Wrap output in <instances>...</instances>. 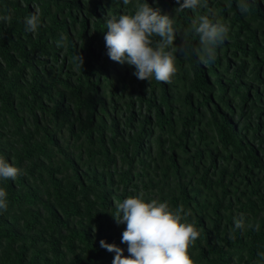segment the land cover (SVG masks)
<instances>
[{"label":"trees","instance_id":"1","mask_svg":"<svg viewBox=\"0 0 264 264\" xmlns=\"http://www.w3.org/2000/svg\"><path fill=\"white\" fill-rule=\"evenodd\" d=\"M145 2L173 19L174 46L188 47L168 84L138 80L133 66L107 56L105 21L132 14V4L0 0V16H11L0 21V158L21 170L14 181L0 179L8 201L0 264H112L115 252L101 240L128 257L126 224L114 216L132 196L191 210L187 222L200 233L188 249L193 264H258L264 0H250L246 15L238 0H202L182 12L175 0ZM32 13L41 26L27 33ZM202 15L229 28L207 64L188 31ZM241 214L238 230L233 219Z\"/></svg>","mask_w":264,"mask_h":264},{"label":"clouds","instance_id":"2","mask_svg":"<svg viewBox=\"0 0 264 264\" xmlns=\"http://www.w3.org/2000/svg\"><path fill=\"white\" fill-rule=\"evenodd\" d=\"M178 7L175 12L196 10L202 6V0H175ZM124 6L133 5L132 14L112 16L105 21L104 35L107 56L113 62L127 64L135 68L133 75L141 81L171 83L177 72L175 66L177 54H188V47L181 42L174 46L177 30L174 21L167 15H161L158 9H153L145 0H122ZM250 0H238L237 8L242 15L250 9ZM11 16H0V21L7 22ZM25 32L35 33L41 26L37 13L29 14L24 19ZM199 40V48L193 53L200 62L207 64L216 59V48L227 38L229 28L214 22L207 15L194 20L191 28ZM154 38H156L154 40ZM159 38V39H157ZM64 37L57 42V47H63ZM77 68L83 66V58L75 57ZM21 170L0 158V179L15 180ZM7 193L0 188V214L7 212ZM122 213V215H121ZM191 210L183 206L171 209L169 204L156 199L145 202L142 196H132L119 203L114 219L117 224H126L122 232L121 243L127 244L128 257L123 256V250L114 244L100 241L101 248L115 252L112 264H193L188 249L199 238V231L188 223ZM234 228L243 230L245 220L243 214L233 219ZM258 230V226H257ZM258 264L264 262V252H259Z\"/></svg>","mask_w":264,"mask_h":264}]
</instances>
